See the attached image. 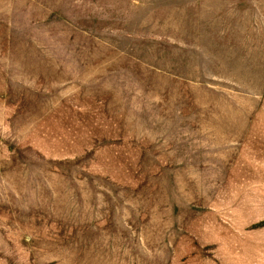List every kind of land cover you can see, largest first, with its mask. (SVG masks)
Instances as JSON below:
<instances>
[{"label":"rangeland","instance_id":"obj_1","mask_svg":"<svg viewBox=\"0 0 264 264\" xmlns=\"http://www.w3.org/2000/svg\"><path fill=\"white\" fill-rule=\"evenodd\" d=\"M0 264H264V0H0Z\"/></svg>","mask_w":264,"mask_h":264}]
</instances>
